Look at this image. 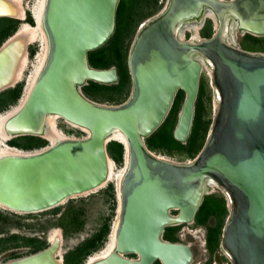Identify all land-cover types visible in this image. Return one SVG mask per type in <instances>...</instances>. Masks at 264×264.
Listing matches in <instances>:
<instances>
[{"label":"water","instance_id":"obj_1","mask_svg":"<svg viewBox=\"0 0 264 264\" xmlns=\"http://www.w3.org/2000/svg\"><path fill=\"white\" fill-rule=\"evenodd\" d=\"M119 4L120 0H46L42 23L47 59L25 103L6 120L2 133L8 140L44 136L51 114L90 133L1 155L0 204L16 213L42 212L99 189L109 177L110 136L119 130L126 143L117 141L124 144L128 160L120 184L116 243L108 255L90 264H191V245L169 241L164 232L168 226L193 222L205 197L216 188L229 202L221 240L225 253L232 264H264V52L242 48L228 36L230 27V32L234 28L264 36V0H168L139 27L128 55L132 91L114 105L90 99L82 86L119 80L115 66L99 68L89 58L114 34ZM0 17L21 19L7 12H0ZM208 18L215 21L211 36L180 35L185 23L203 25ZM15 34L0 47V93L18 83L17 65L30 44ZM203 61L212 67L218 95L207 140L192 161L162 158L150 150L147 138L165 122L183 90L186 97L174 138L187 142ZM61 248L62 241H52L5 264H59Z\"/></svg>","mask_w":264,"mask_h":264},{"label":"rangeland","instance_id":"obj_2","mask_svg":"<svg viewBox=\"0 0 264 264\" xmlns=\"http://www.w3.org/2000/svg\"><path fill=\"white\" fill-rule=\"evenodd\" d=\"M40 1L41 0H23V5L26 8V18L19 19V27L30 17L33 18L34 23L27 22L35 26L37 25L35 12H37ZM121 1L122 0H120V3ZM124 1H126L125 9L120 19L117 11L116 29L114 34L103 47L95 50L96 52L102 51L106 53V59H104L99 66H95L99 68L115 66L119 73V80L112 84H93L89 81L82 86L84 94L99 103L115 105L122 103L129 97L132 91V79L128 67V55L132 42L140 25L160 12L168 2V0ZM209 19L211 18H208L206 21ZM211 20L215 32V21L213 19ZM195 24H200L202 26L201 23H194L193 21L187 22L181 26L180 34L183 32V36L187 39L199 38L201 36L204 37L203 31L206 23L199 29L198 33H195ZM232 32L233 33L230 34L228 33V36L236 45L245 49L264 52V36H256L249 33L244 34L235 29ZM38 39L34 41L32 40V42L30 41V44L28 45L26 53L28 63L18 81V83H24V88L26 86L27 78L32 73L34 65L38 60V53L42 48L43 43ZM33 48H36V52L31 55V50ZM94 56L95 55L92 54V57ZM89 58L91 63V53L89 54ZM211 69L212 67L204 65V71L201 76L200 92L196 101L194 125L189 139L186 143H183L182 146L173 147L168 145V141H161L160 139L155 138L152 134V137L150 136L147 138V144L150 150L155 154L177 162H188L192 161L203 148L218 104V95L213 84ZM17 84H15V86ZM15 86L13 85L11 87ZM185 97V92H181L176 96L169 116L159 129L166 125L168 131L170 130L171 134L174 133ZM12 106L7 110L11 109ZM55 123H57L58 128L64 132L67 137H84L88 135V132L83 128L71 125L62 117L57 118ZM40 137L48 142L46 146L50 145L51 141L45 137V135ZM112 141L116 140L110 139L108 144ZM111 159L115 163V173L114 176L102 187L87 194L72 198L56 208L35 213H16L7 208L0 207V239L11 238H9L10 241L8 242L0 243V263L5 264L11 259L37 252L39 247V250L46 248L52 242L50 241V237L57 229H59L63 235V238L61 237L62 251L60 254L61 256L63 255L62 258L64 264L67 252L76 250L90 239H92V242L89 241L90 245L98 243L106 224L108 223L110 227H112L113 222L117 217L119 204L118 175L122 172V167L125 166V163L120 165L116 163L112 157ZM111 185L114 186L113 191L110 189ZM205 201L208 202L209 211H204L200 214V216H198V221L195 224L183 225V227H180L176 233L180 240L191 244L194 249L195 258L191 264L204 263L205 261L210 262L213 254L220 248L223 228L229 214L228 199L220 189L216 188L214 192L208 194ZM68 211L74 215L76 222H81L82 220L83 226H81L80 230L73 235L66 237L64 235V230L58 226V219L63 213ZM189 230L192 231V234L189 233ZM209 230L216 233L217 236L216 242L213 246L214 250L212 251L208 250L205 244ZM108 236L104 239V244L100 245L96 251L105 246ZM5 245H8V247L1 249ZM88 257L89 256H87L85 261ZM130 257L136 258V255L131 254ZM72 258L73 264H77L78 257L74 255ZM225 261L228 262L226 259ZM226 262L224 264H227ZM210 264H213V258Z\"/></svg>","mask_w":264,"mask_h":264},{"label":"bare ground","instance_id":"obj_3","mask_svg":"<svg viewBox=\"0 0 264 264\" xmlns=\"http://www.w3.org/2000/svg\"><path fill=\"white\" fill-rule=\"evenodd\" d=\"M45 2H46V0H41L40 5L38 6L37 12H35V19H36L37 25L36 26L32 25V24L28 23L27 21L23 22L21 24V26L19 27L18 31L16 32V34L14 33L15 35L13 36L14 38L15 37H21V39L24 40L23 42H26V43L28 41L32 42V40L34 41V40L40 38L38 40H41L43 44H42V48L40 49V51L38 53V56H37L38 60H37L36 64L34 65L33 71L27 78L25 90L23 92V95L20 98V101L16 105H13L11 107V109L6 110L4 112H0V156L5 155V154H10V153L27 152L24 149H21V148L16 147V146H12L9 143H7L8 137H6L5 133H2V130H3V127H4L6 120L9 117H11L14 113H16L25 103L28 95L30 94V92L32 90V87H33L38 75L40 74L41 70L43 69V67L45 65V62L47 59V54H48V40H47L46 32L44 30L43 23H42V15H43L44 7H45ZM0 12H7L10 14H14V15L20 16L21 19L26 18V8L23 5V0H1ZM200 27H201L200 24H195V29H196L195 33H198ZM230 30H231V27L228 30L229 34L232 33V32H230ZM233 30H234V28H233ZM181 35L183 36V32L181 33ZM27 63H28V57L26 54L22 53V55L19 59L18 65H17V69H16V72H17L16 73V79H19L21 77V75L23 74L22 72L25 69ZM59 117H60V115L51 114L47 118V129H46L44 135H45V137H47L51 141L50 145L56 143L59 139L67 138V136L64 134V132H62L58 128L57 123H55V120ZM66 121L73 126L80 127L74 123L69 122L68 120H66ZM83 129L86 132H88V134L90 133L88 129H86V128H83ZM110 139H116V140L124 141L126 143V139H125L124 134L119 130H117L113 134H111ZM127 157L128 156L126 155L125 158L128 160ZM160 157H162V156H160ZM162 158H165V157H162ZM114 164L115 163L111 159L109 162L108 180L114 176L115 168H116V167H114ZM125 166L122 167L123 170L118 175V181H119L118 182L119 183L118 197L119 198H121L120 184H121V179H122L124 171H125ZM85 194H87V193H85ZM118 206H119V204H118ZM0 207L4 208V206L2 204H0ZM119 211L120 210L118 209L117 217H116L115 221L113 222V225L111 227L108 239L106 240L105 246L102 249L94 252L93 254L88 255L89 257L84 262V264H90L97 259L103 258L106 255H108L114 249L115 243H116V231H117L118 222H119ZM61 235H62L61 231L59 229H57L51 235L50 241H61ZM61 251H62V249H60V253H61ZM60 253L57 256V261L59 264H63V258H62L63 255L61 256Z\"/></svg>","mask_w":264,"mask_h":264},{"label":"trees","instance_id":"obj_4","mask_svg":"<svg viewBox=\"0 0 264 264\" xmlns=\"http://www.w3.org/2000/svg\"><path fill=\"white\" fill-rule=\"evenodd\" d=\"M125 4H126V1L122 0L120 5H119V10H118L119 19H120L121 15L123 14V11L125 9ZM27 21L30 23H34L33 18H31V17L28 18ZM19 23H20L19 19H16V18L0 17V46L8 37L12 36L18 30ZM203 32L205 35H208V36H211L214 33L213 23H212L211 19H209L207 21V25L204 28ZM35 52H36V48H33L31 50V55L35 54ZM90 53H91V64L93 63L94 66L95 65L99 66V64L102 61H104V59H106L105 58V56H106L105 52H102V51L93 52L92 51ZM98 53H100V54H98ZM92 54H94L95 56L92 57ZM90 82L93 84H98V82H94V81H90ZM23 90H24V83L19 82L15 87H11L9 89H5L4 91H2L0 93V112H4L10 106L17 104L18 101L20 100L22 94H23ZM155 132L156 133H153L155 138L160 139L161 141H164V140L168 141L169 146L178 147V146L183 145V142L178 141L174 138V133L171 134V131L170 130L168 131L166 125H164V127H162L161 129H159ZM8 143L12 146H16V147H19L21 149L32 150L35 148L44 147V146H46V144L48 142L40 136L21 135V136H18V137L11 139L10 141H8ZM108 152H109L110 156L114 159V161H116V163H118L120 165L124 163L125 146L123 143H121L117 140L110 142L108 144ZM110 189L113 191L114 186L111 185ZM207 205H208V202L205 201L204 207L202 208L203 212L205 211L204 209L206 208ZM58 226L64 230V235L66 237H69V236L73 235L75 232L80 230L81 226H83V221L81 220V222H79V221L76 222V218L74 217V215L68 211V212L63 213L59 217ZM110 230H111V227L107 223L104 230L102 231V234L100 236L98 243L90 245L89 243L92 242V239H90V240L86 241L82 246L77 248L76 250L67 252V254L65 255V264H73V258L72 257L74 255H76L78 257L77 258V264H84V261L87 258V256L91 255L94 251H96L100 247V245L104 244V242H105L104 239H106V237L109 235ZM0 233H1V231H0ZM9 238L10 237L0 239V243L10 241L11 238L10 239ZM216 238H217L216 233H214L212 231L210 236H209L211 244H215ZM7 247H8V245H5L1 249L7 248ZM36 249H37V247H36ZM39 249H40V247L38 248V250Z\"/></svg>","mask_w":264,"mask_h":264},{"label":"flooded vegetation","instance_id":"obj_5","mask_svg":"<svg viewBox=\"0 0 264 264\" xmlns=\"http://www.w3.org/2000/svg\"><path fill=\"white\" fill-rule=\"evenodd\" d=\"M145 22V21H144ZM143 22V23H144ZM142 23V24H143ZM206 23V25H207V21L205 22ZM205 23L203 24V25H205ZM141 24V25H142ZM140 25V26H141ZM202 25V26H203ZM201 26V27H202ZM200 27V28H201ZM206 27V26H205ZM204 27V28H205ZM204 34V33H203ZM181 35V34H180ZM182 36V35H181ZM184 39H187V38H185L184 36H182ZM202 37V36H201ZM204 37H209L208 35H205L204 34ZM209 62H202V65H203V67H202V73H203V71H204V65H208L209 66V64H208ZM119 74V73H118ZM201 76H202V74H201ZM200 85H201V80H200ZM181 92H185V91H183V90H179V92H178V94L179 93H181ZM177 94V95H178ZM185 95H186V93H185ZM205 199H206V197H205ZM204 202H205V200H204ZM204 202H203V204L201 205V207H200V209H199V211H198V213H197V215H196V217H195V220L193 221V222H191V223H183V224H179V225H171V226H168L167 228H166V230H165V232H164V238L165 239H167V240H169V241H180V242H184V241H182V240H180L179 238H178V236H177V230H179V228L180 227H183V225H186V224H195L197 221H198V216H200V214H202L203 213V211H202V208L204 207ZM205 211H209V206L207 205L206 206V208L204 209ZM173 213L174 214H177L178 213V211H173ZM171 230V231H170ZM189 233L190 234H192V231L191 230H189ZM210 234H211V230H209L208 231V234H207V239H206V242H205V244H206V246H207V248H208V250H214V248H213V246H214V244H211V242H210V239H209V236H210ZM184 243H187V242H184ZM187 244H189V243H187ZM191 245V244H190ZM191 247H192V245H191ZM192 249H193V247H192ZM193 251H194V249H193ZM133 255H135V254H133ZM129 257H130V255H129ZM132 258V257H131ZM136 258H137V255H136ZM194 258H195V252H194ZM212 258H213V264H224L226 261H225V259L228 261V262H226L227 264H232V262H231V259L228 257V255L225 253V251H224V249L222 248V245H221V243H220V248H219V250L216 252V253H214L213 254V256L211 257V260H212ZM211 260H210V262H211ZM194 261V260H193ZM210 262L209 261H205L204 263H199V264H210ZM154 264H163L160 260H157Z\"/></svg>","mask_w":264,"mask_h":264},{"label":"built area","instance_id":"obj_6","mask_svg":"<svg viewBox=\"0 0 264 264\" xmlns=\"http://www.w3.org/2000/svg\"><path fill=\"white\" fill-rule=\"evenodd\" d=\"M125 157H126V154L124 155V163H125Z\"/></svg>","mask_w":264,"mask_h":264}]
</instances>
